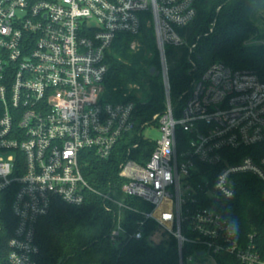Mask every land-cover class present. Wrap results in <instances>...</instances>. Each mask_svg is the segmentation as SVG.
<instances>
[{"label":"built area","instance_id":"obj_1","mask_svg":"<svg viewBox=\"0 0 264 264\" xmlns=\"http://www.w3.org/2000/svg\"><path fill=\"white\" fill-rule=\"evenodd\" d=\"M195 1L0 0V194L14 188V224L5 239L0 206V264H38L39 221L56 200L84 202L89 186L80 158L86 151L102 160L121 155V194L151 205L127 233L122 198L111 189L97 192L112 215L114 246L142 239L152 220L149 240L158 242L160 230L163 239L173 236L179 264L196 255L219 264V254L264 264L256 233L241 238L217 208L234 197L237 176L264 183V80L212 63L192 77L179 109L166 93L164 112L142 123L131 102L103 98L112 44L119 35L139 36L149 21L169 90L165 47L184 44L180 30L195 18ZM188 62L194 71L195 62ZM149 126L160 138L144 136ZM186 243L195 250L183 257Z\"/></svg>","mask_w":264,"mask_h":264},{"label":"trees","instance_id":"obj_2","mask_svg":"<svg viewBox=\"0 0 264 264\" xmlns=\"http://www.w3.org/2000/svg\"><path fill=\"white\" fill-rule=\"evenodd\" d=\"M195 8L193 21L180 30L184 44L165 47L169 97L172 106L178 104V109L182 104L178 97L189 88L192 77L212 63L221 62L233 69L249 70L264 80V44L249 42L258 34L253 21L264 14V0H196ZM141 33L142 44L137 52L129 49L127 41L132 39L131 36L117 37L106 55L108 70L103 81V98L111 102H131L138 123L163 113L166 104L153 25L148 27L144 23ZM192 44L195 47L189 53ZM188 57L196 64L194 71H189ZM151 68L155 70L152 74ZM152 149L150 143L148 153ZM121 159V155L115 154L107 160L99 159L89 151L82 154L80 169L89 186L84 202L72 206L56 200L49 214L39 221L36 229L38 264H64L71 258L76 264H179L177 241L173 236L160 242L149 240L156 228L152 220L146 221L144 236L140 240L131 238L114 246L108 238L112 215L104 211L97 192L111 189L122 198L128 207L123 214L127 233L135 230L140 212L151 209L149 203L121 194V179L117 175ZM13 192L14 188L10 187L0 194L3 239L14 224L10 211ZM217 208L230 220L241 238L250 232L256 233V241L264 256V183L253 175L237 176L234 197L220 201ZM84 226L94 230L82 234L79 230ZM194 250L195 247L186 243L183 257ZM216 260L219 264H240L225 254L217 255Z\"/></svg>","mask_w":264,"mask_h":264},{"label":"rangeland","instance_id":"obj_3","mask_svg":"<svg viewBox=\"0 0 264 264\" xmlns=\"http://www.w3.org/2000/svg\"><path fill=\"white\" fill-rule=\"evenodd\" d=\"M255 27L257 28L258 34L255 37H252L249 42L257 43L261 42L264 44V14L261 17H257L253 21ZM148 27L152 25L151 21H149L146 24ZM143 39V34L141 33L139 36L130 39L128 42L129 49L133 52H137L140 49L141 42ZM143 134L146 137L151 138L152 140H157L160 138V131L155 126H149L145 130H143ZM94 229L88 228L87 226L81 227L79 232L82 234L90 233ZM164 233L163 231H158L155 234V240L160 242L163 240ZM86 257V256H85ZM64 264H76V260L74 258H71L64 262ZM86 264H90V262H87ZM185 264H213V261L205 255H196L193 256V259L191 261L186 260Z\"/></svg>","mask_w":264,"mask_h":264},{"label":"water","instance_id":"obj_4","mask_svg":"<svg viewBox=\"0 0 264 264\" xmlns=\"http://www.w3.org/2000/svg\"><path fill=\"white\" fill-rule=\"evenodd\" d=\"M154 68H151V70H150V73L152 74V73H154ZM157 74H158V72H156ZM166 93H167V98H169V90L167 89V91H166Z\"/></svg>","mask_w":264,"mask_h":264}]
</instances>
